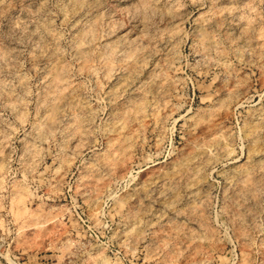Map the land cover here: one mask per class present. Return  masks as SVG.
Returning <instances> with one entry per match:
<instances>
[{
	"label": "rangeland",
	"instance_id": "374dc122",
	"mask_svg": "<svg viewBox=\"0 0 264 264\" xmlns=\"http://www.w3.org/2000/svg\"><path fill=\"white\" fill-rule=\"evenodd\" d=\"M0 51V264H264V0H0Z\"/></svg>",
	"mask_w": 264,
	"mask_h": 264
},
{
	"label": "bare ground",
	"instance_id": "6f19581e",
	"mask_svg": "<svg viewBox=\"0 0 264 264\" xmlns=\"http://www.w3.org/2000/svg\"><path fill=\"white\" fill-rule=\"evenodd\" d=\"M77 1V0H76ZM83 7V6H82ZM233 21V20H232ZM212 22V21H211ZM240 23V22H239ZM208 35V34H207ZM210 40V39H209ZM211 43V42H210ZM214 46V45H213ZM205 47V46H204ZM236 51V50H235ZM1 52V51H0ZM140 65V64H138ZM137 65V66H138ZM130 79V78H129ZM236 91V90H235ZM144 104V103H143ZM149 106V105H148ZM48 114V113H47ZM55 114V113H54ZM52 115V114H51ZM49 120V119H48ZM46 121V120H45ZM37 130V129H36ZM257 131V130H256ZM43 132V131H42ZM135 134V133H134ZM121 142V141H120ZM115 144V143H114ZM121 146V145H120ZM33 148V147H32ZM242 189V188H241ZM18 191V190H17ZM204 200V199H203ZM23 201V200H22ZM25 201V200H24ZM21 206V205H20ZM247 255V254H246ZM107 263V262H106Z\"/></svg>",
	"mask_w": 264,
	"mask_h": 264
}]
</instances>
